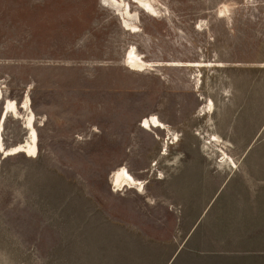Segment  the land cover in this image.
<instances>
[{
	"label": "rangeland",
	"instance_id": "rangeland-1",
	"mask_svg": "<svg viewBox=\"0 0 264 264\" xmlns=\"http://www.w3.org/2000/svg\"><path fill=\"white\" fill-rule=\"evenodd\" d=\"M149 1L155 13L125 0L133 31L103 0H0V115L28 94L38 134L36 156L0 151V264H209L205 251L264 247L186 237L204 208L188 199L264 197V0ZM20 112L6 148L30 136ZM151 115L168 129L141 127ZM123 166L143 192L111 185Z\"/></svg>",
	"mask_w": 264,
	"mask_h": 264
},
{
	"label": "crops",
	"instance_id": "crops-1",
	"mask_svg": "<svg viewBox=\"0 0 264 264\" xmlns=\"http://www.w3.org/2000/svg\"><path fill=\"white\" fill-rule=\"evenodd\" d=\"M187 202V205L190 206L204 205L201 212H198V219L193 220V224L188 227L186 236L188 239L196 231L202 233L208 231L213 238L218 239L244 238L250 233H253L254 237H264V197L213 198L203 199L202 202L188 199ZM167 205L173 206L175 204L168 203ZM255 232L258 233L254 234ZM217 242L223 243L222 241ZM182 247L183 243L179 249ZM236 247L205 251L206 254L215 255L206 258L205 262L209 264H256L253 260L256 258L258 264H264V257H255L254 255L251 258V254L248 253L253 251L264 254L263 246H259L258 249H247L244 248L243 241ZM197 253L201 254V252Z\"/></svg>",
	"mask_w": 264,
	"mask_h": 264
},
{
	"label": "bare ground",
	"instance_id": "bare-ground-1",
	"mask_svg": "<svg viewBox=\"0 0 264 264\" xmlns=\"http://www.w3.org/2000/svg\"><path fill=\"white\" fill-rule=\"evenodd\" d=\"M139 5L143 8V10L151 13H155V9L153 8L151 2L149 0H136ZM103 2L108 5L109 7L113 8L118 14H120L124 20V25L133 31H137V28L135 25H131L126 18H129L132 16L130 5L125 2V0H103ZM136 19V18H135ZM125 63L128 66L129 69L134 71H142L144 68H146V65L149 63L143 59V57L134 49L131 48L129 52L126 54L125 57ZM168 65V64H167ZM171 65V64H170ZM175 65H186V66H205V63H199V62H188V63H176ZM3 99V92L0 86V102ZM210 104H207L204 108H202L203 112L211 111L213 109L214 103L212 99L209 100ZM22 110L26 113L25 117V127L28 129L30 136L26 138L23 142L18 143L12 147L6 148L4 146V139L2 137V134L0 135V151L5 156H10L18 153H24L28 156H36L38 153V134L35 127V121H36V115L32 109L31 106V98L28 94H26L25 99L22 102V105L20 106ZM20 108L17 105L16 101L13 100H7L6 104L3 106L1 115H0V129L4 130V123L9 115L11 113L16 118L21 117ZM22 118V117H21ZM141 127L144 129H148L152 131L153 129H168V126L163 123L156 115H151L150 117H146L142 120V123L140 124ZM211 142H217L221 143L222 140L220 137L216 134H213L210 138ZM179 136L178 134H174L171 138L170 144H174L175 142H178ZM223 151V150H222ZM166 152V151H165ZM223 162H226L225 164H228L231 168H236L237 164L234 161V159L229 156L225 151H223V157L221 158ZM227 159V160H225ZM111 185H113L114 188H117L116 190H119L121 187H128L135 189L138 192H143L145 189V181L138 179L137 177L133 176L129 170L123 166L119 167L117 170L113 171V174L111 175L110 179Z\"/></svg>",
	"mask_w": 264,
	"mask_h": 264
}]
</instances>
